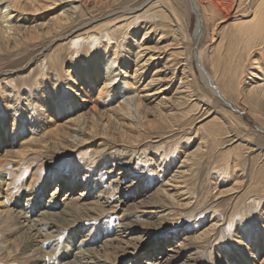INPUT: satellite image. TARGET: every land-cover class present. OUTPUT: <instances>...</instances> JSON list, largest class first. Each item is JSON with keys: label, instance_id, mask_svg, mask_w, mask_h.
<instances>
[{"label": "rangeland", "instance_id": "obj_1", "mask_svg": "<svg viewBox=\"0 0 264 264\" xmlns=\"http://www.w3.org/2000/svg\"><path fill=\"white\" fill-rule=\"evenodd\" d=\"M80 1H0V25L21 27L0 37V126L12 122L9 111L17 119L0 157L13 161L11 217L34 244V256L0 249V264H223L244 255L264 264V99L249 92L258 56L244 47L264 0H233L228 10L198 0L196 45L189 0ZM9 10L18 16L4 22ZM195 47L231 103L206 87ZM141 50L153 56L144 69ZM109 60L133 86L135 118L120 106L128 94L94 91ZM57 88L67 115L43 119ZM81 127L83 142L71 146ZM20 131L17 146L9 135ZM73 203L83 208L73 214ZM10 236L0 229L1 241Z\"/></svg>", "mask_w": 264, "mask_h": 264}, {"label": "bare ground", "instance_id": "obj_2", "mask_svg": "<svg viewBox=\"0 0 264 264\" xmlns=\"http://www.w3.org/2000/svg\"><path fill=\"white\" fill-rule=\"evenodd\" d=\"M0 1H3V0H0ZM6 3H9L10 5H17L18 4V0H5ZM75 1H80V0H75ZM84 1V0H83ZM99 2V0H97ZM96 1V2H97ZM216 5H220L221 8H225L226 10H228L230 8V4L232 5L230 1L229 3H224L222 0H212ZM82 2V1H80ZM85 2V1H84ZM89 2V1H87ZM189 3L191 5V9L193 11H196L195 15H196V25H195V31H194V35H193V39H194V43L196 45L197 43V39H198V36H199V33H200V26H201V17H200V5H199V1L198 0H189ZM29 4V3H28ZM70 4V8L71 10H73V12L75 10H77L79 8V5H74V1H72ZM80 4V3H79ZM84 5V4H83ZM36 6V3L35 5ZM82 6V5H81ZM30 7V6H29ZM12 8V7H10ZM220 8V9H221ZM19 9V8H18ZM35 9V8H34ZM38 10V9H37ZM13 11H8L7 13L1 15V17L4 19V22H8V16H18V14H15L13 15L12 14ZM72 12V13H73ZM71 16V15H70ZM63 18V17H62ZM59 19V18H58ZM65 20V18H64ZM60 21H61V18H60ZM63 23V22H62ZM251 27V29L247 32V37L250 38L249 40L246 39L245 41V44H244V47H245V50H246V56L251 57V55H256L258 57H255V60H254V63H256V66L254 68V70H261V68L263 67V69L261 70V72H257V71H250L249 74L250 75H253L250 80V88H249V92L252 96H254L257 100H261V99H264V8H261L259 10V16L258 18L252 23L249 25ZM36 27V26H35ZM19 29L21 30V27L20 25H15L14 24H10L9 25H0V37H3V38H7V39H10L9 36H17L18 34V31ZM37 29V28H36ZM25 30V29H23ZM11 31V33H10ZM20 33V32H19ZM250 34L251 37L254 36L253 39H251L250 37ZM20 36V35H19ZM258 36V37H256ZM14 40V39H13ZM18 42V41H17ZM198 48V47H197ZM195 47V53H194V58L196 60V63H197V66L199 68V71H200V77L202 78V80L204 81L206 87L211 91L213 92L214 94H217V96L219 95L221 98H223L224 100H226V102H230L231 101L229 99H227L225 97V94L218 88V86L215 85L214 81H213V78L212 76H210V74L204 69L203 67V64L201 63L202 61V52L200 49H197ZM146 51V50H145ZM125 52V51H124ZM146 52H144V50H141L139 52H136L135 53V60L138 62V63H141V67L142 69H144L143 67L144 66H147L148 64V61L150 59H152V54H148L145 58V54ZM152 53V52H151ZM131 55V54H130ZM244 55L243 53H240V55H237L236 58L238 60V64L239 66L243 63L244 61ZM122 59V58H121ZM130 60V58H129ZM128 61V60H127ZM122 63V61H121ZM113 63L109 60L106 65V69H105V74L103 75L104 77V82H103V86L99 89H95L94 91H96L97 94H105V93H108V92H112L114 91V95L116 97L121 98L122 96H124L125 94L129 95L131 94L130 91H129V87H133L132 85L130 86V82L126 79V76H125V73L126 71L124 69H119V73L118 74H115V69L113 68H109V65H112ZM151 64V63H150ZM95 66V65H94ZM126 66V68L128 67L127 66V62L124 61V67ZM138 66V65H137ZM140 66V65H139ZM123 67V68H124ZM99 68V67H98ZM102 68V67H101ZM242 68V67H241ZM97 69V68H96ZM139 69V68H138ZM118 70V69H117ZM146 70V68H145ZM97 71V70H96ZM138 71V70H137ZM92 72V71H91ZM141 72V71H140ZM145 72V71H144ZM113 75H111V74ZM110 74V75H109ZM143 74V73H142ZM119 75V76H118ZM102 78V77H101ZM256 78V79H254ZM154 79V78H153ZM152 82V81H151ZM154 83V82H153ZM156 83V82H155ZM248 83V82H247ZM95 85V84H93ZM96 87V86H95ZM81 92H86L84 91V89H80ZM147 90V89H146ZM61 91V90H60ZM59 91V89L57 88L56 91H55V94L54 96L56 97L55 101L52 103V106L49 107L47 106L48 104H46L45 102L42 103V109L40 111V115L41 117H43V119H46L47 118V114L48 116L50 117L49 118V121H53L54 118L56 117H64L67 115V109L63 108V109H60V105L58 106L57 104H63L62 102H60L59 100V94H61V92ZM87 93V92H86ZM135 94V93H134ZM154 94V93H152ZM87 96V94H85ZM133 95V93H132ZM129 95L127 96V98H125L124 101H122V103H120V106L125 109L129 114L132 115V117H136V115H138L140 113V102L139 100H137L135 98L136 95ZM28 97V96H27ZM125 97V96H124ZM28 101L29 98H27ZM14 103L17 105V102L15 99H13ZM59 102V103H58ZM15 104H13L14 106H16ZM74 103H72V105L70 104V108H74L75 105H73ZM232 105V104H231ZM66 106V105H65ZM92 108L95 110L96 109V106L93 105ZM97 111V109H96ZM8 112V111H7ZM98 113V112H97ZM90 114V112H89ZM119 114V113H118ZM15 111L11 112L9 111V116L10 118L12 119L11 123L9 124L8 122L6 124H3L0 126V137H5L7 136V132H12L15 127H16V117H15ZM97 114H95L96 116ZM86 116V115H85ZM59 120V119H58ZM140 120V119H139ZM1 118H0V122H1ZM69 121V120H68ZM84 121V120H83ZM78 122V121H77ZM76 122V123H77ZM86 122V121H85ZM80 123V122H79ZM96 125L97 126H104L102 125L101 121H100V118H96ZM9 124V125H8ZM83 124V123H82ZM58 125V124H57ZM74 125V124H73ZM88 125V124H87ZM59 126V125H58ZM85 126V124H84ZM86 127V126H85ZM84 127V128H85ZM89 127V126H88ZM82 128H79L77 131H75L70 137L71 140L70 141V145L71 146H75V145H78L80 144V142H83V141H80L81 136H79V132L82 134ZM105 128V126H104ZM123 128V127H122ZM64 129V128H63ZM71 129V128H70ZM91 129V127H90ZM107 129V127H106ZM140 129V128H139ZM264 129V128H263ZM62 130V129H61ZM85 130V129H84ZM98 130V128H97ZM124 130V129H123ZM122 130V131H123ZM61 132V131H60ZM87 132V131H86ZM128 132V131H127ZM56 134V132H55ZM85 134V133H84ZM129 134V133H128ZM2 135V136H1ZM70 135V134H69ZM122 135V133H121ZM104 136V135H103ZM130 135H128L129 137ZM9 137L13 138L12 140H14L17 144V146L20 145L21 141L24 139V135L21 133H18L16 136L15 135H9ZM101 137V136H100ZM85 141V140H84ZM82 145V144H81ZM69 146V145H68ZM12 162V163H10ZM13 161H7V159H2L0 157V196L4 198V202H0V229H5L9 232V235L10 238H8L6 241H1L0 242V249H4L5 251V255L7 257H9L10 254H15V252L19 251L21 254H27L28 256H34L33 255V245L30 244L27 240V237L26 235H24V233L21 231V229L15 225V223L13 222V220L15 219H12L11 217V212H12V202H10V199L11 197H9L12 193V190H11V186L9 185V181H10V174L13 172ZM16 165V164H14ZM183 166L186 167L187 164L186 163H183ZM39 168V166L37 167ZM35 170L32 172L31 174V177L29 178H26L25 179V185L27 187V189L29 188V191H26L28 193V195L31 194V187H33V184H35V179L33 178L34 175H35ZM37 174V173H36ZM83 185H85L86 187L87 186H90V184H88L86 181L82 182ZM48 185V184H47ZM92 186V185H91ZM82 187V186H80ZM93 187V186H92ZM76 187H73L70 192L74 191ZM89 189H92L91 187H89ZM83 193V192H82ZM91 193V192H90ZM83 195V194H82ZM95 195V194H94ZM9 197V198H8ZM73 198V197H72ZM72 200V199H71ZM71 200H69L71 202ZM72 203V202H71ZM70 205V204H68ZM81 205V204H80ZM84 206V205H83ZM69 207V206H68ZM67 208V207H66ZM83 207L79 206V204H76V203H73L71 205V210L69 211H72L73 214L74 213H78V210L81 209ZM67 210V211H68ZM83 210V209H82ZM80 211V210H79ZM63 212V211H62ZM71 212V213H72ZM83 213V211L81 212ZM70 214V213H68ZM87 214V213H86ZM47 215V214H46ZM76 215V214H75ZM80 215V214H78ZM13 216V215H12ZM71 216V215H70ZM74 216V215H73ZM77 216V215H76ZM15 218V217H14ZM74 218V217H73ZM77 218V217H76ZM65 219V218H64ZM70 219V218H69ZM59 220V219H57ZM71 220V219H70ZM55 221L56 220H50L49 223H52L54 222L55 224ZM57 223V222H56ZM20 224V223H19ZM216 225V222L214 220V223L211 225V228L214 227ZM56 226V225H55ZM259 234V233H258ZM29 235V234H28ZM263 240V239H262ZM261 240V241H262ZM256 242H259V239L257 238ZM263 243V241L261 242ZM256 244V243H254ZM255 248V247H254ZM3 251V250H2ZM114 251V250H113ZM105 252V251H104ZM30 253V254H29ZM106 254V252H105ZM112 255V254H111ZM108 257V255H107ZM237 257V256H236ZM235 257V258H236ZM109 262V261H108ZM223 264H254L252 259H251V256H242V259L240 261L236 260V259H233L231 257H229V259L227 260H224L222 262Z\"/></svg>", "mask_w": 264, "mask_h": 264}]
</instances>
